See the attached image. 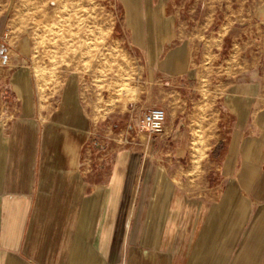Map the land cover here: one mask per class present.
I'll return each instance as SVG.
<instances>
[{
  "label": "crops",
  "instance_id": "crops-1",
  "mask_svg": "<svg viewBox=\"0 0 264 264\" xmlns=\"http://www.w3.org/2000/svg\"><path fill=\"white\" fill-rule=\"evenodd\" d=\"M184 2L142 0L117 10L128 50L157 59L149 69L177 82L165 91V131L148 143L134 128L130 135L153 150L171 137L170 152L202 155L188 165L148 159L130 144L102 147L93 158L101 122L83 111L74 85L37 109L31 72H4L0 46V264H264L259 5ZM203 73L215 79L214 105L186 115L191 81ZM154 83L160 92L171 84ZM195 121L202 125L194 131Z\"/></svg>",
  "mask_w": 264,
  "mask_h": 264
},
{
  "label": "rangeland",
  "instance_id": "rangeland-1",
  "mask_svg": "<svg viewBox=\"0 0 264 264\" xmlns=\"http://www.w3.org/2000/svg\"><path fill=\"white\" fill-rule=\"evenodd\" d=\"M141 1L0 0L1 66L4 72L24 67L29 69L39 110L43 100L57 103L68 87L74 85L76 90H71L80 98L83 111L101 122L99 128L105 129L106 121L113 126L109 132L93 130V158L103 156L100 152L102 147L130 144L143 147V157L148 159L163 163L178 161L188 165L202 155L170 152L171 137L165 136L160 147L153 150L152 144L146 143L154 136L142 133L147 138L146 143L141 141L143 144L128 143L125 136H114V133L120 134L128 122L134 121L131 117L134 105L140 112L151 107L155 99H160L158 107L169 109L171 97L165 91L170 93L177 83L173 82L175 78L171 75L158 74L149 69L157 66V59L136 57L123 40L125 29L121 27L117 5H127V2L139 5ZM181 1L185 3V0ZM194 1L188 0L191 3ZM220 1L228 5L239 3V0ZM246 1L259 5L257 22L264 31V0ZM165 56L161 59L163 62L167 61ZM194 76L186 115L208 113L214 105L215 99L208 87L215 79L206 73ZM160 78L165 83H171L168 86L163 84L162 92L154 83ZM143 102H147L146 106L139 109L138 103ZM57 108L51 106V110ZM107 116L108 120H101ZM177 116L173 111V118ZM193 124L194 131L202 125L199 121ZM185 145L186 140L183 139L177 149L184 150ZM188 145H191V140H188Z\"/></svg>",
  "mask_w": 264,
  "mask_h": 264
},
{
  "label": "built area",
  "instance_id": "built-area-1",
  "mask_svg": "<svg viewBox=\"0 0 264 264\" xmlns=\"http://www.w3.org/2000/svg\"><path fill=\"white\" fill-rule=\"evenodd\" d=\"M131 117L134 121H130L125 135V141L128 143L143 144L137 139L130 140V131L136 129L137 133H145L149 137L162 134L165 131L168 112L165 107H152L140 111L134 105L131 109ZM132 119V118H131Z\"/></svg>",
  "mask_w": 264,
  "mask_h": 264
},
{
  "label": "bare ground",
  "instance_id": "bare-ground-1",
  "mask_svg": "<svg viewBox=\"0 0 264 264\" xmlns=\"http://www.w3.org/2000/svg\"><path fill=\"white\" fill-rule=\"evenodd\" d=\"M48 5H50V3H48ZM59 6H60V4H59ZM59 14V13H58ZM61 16V15H60ZM62 18V17H61Z\"/></svg>",
  "mask_w": 264,
  "mask_h": 264
}]
</instances>
